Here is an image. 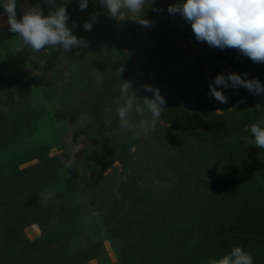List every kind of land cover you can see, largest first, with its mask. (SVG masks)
<instances>
[{
	"label": "rangeland",
	"instance_id": "obj_1",
	"mask_svg": "<svg viewBox=\"0 0 264 264\" xmlns=\"http://www.w3.org/2000/svg\"><path fill=\"white\" fill-rule=\"evenodd\" d=\"M181 2L148 0L143 27L99 0H55L87 47L34 52L0 0V264H208L235 246L264 264V149L249 143L264 93L214 85L235 73L264 86V63L197 41L167 11ZM36 5L52 10L17 0V19ZM123 81L166 102L147 135L120 126Z\"/></svg>",
	"mask_w": 264,
	"mask_h": 264
},
{
	"label": "clouds",
	"instance_id": "obj_2",
	"mask_svg": "<svg viewBox=\"0 0 264 264\" xmlns=\"http://www.w3.org/2000/svg\"><path fill=\"white\" fill-rule=\"evenodd\" d=\"M154 0H151L153 3ZM45 4L52 6V10L45 16L36 5L24 12L17 19V0H3V8L7 15L9 30L18 35L24 47L39 52L46 48H57L69 51L74 47H87L83 38L73 34L67 26L69 16L66 6L56 5L55 0H44ZM148 0H99V4L106 8L107 15L123 21L133 19L143 27L152 26L151 22L143 19L145 4ZM79 7L84 10L88 7V0H79ZM169 14L177 13L191 24L192 31L197 41L206 42L210 47L236 49L242 55L250 58L254 63H264V0H182L181 3L169 5ZM128 14V18L125 17ZM97 14H92L90 22L86 21L83 28L90 31ZM76 25L73 23L72 28ZM20 49H17L19 51ZM123 69H119V73ZM247 76V73L244 74ZM230 82V84H229ZM214 85L225 88L244 87L253 95L264 93V86L258 79H244L241 75L231 73L218 75ZM131 82L123 81L121 95L123 103L116 100V112L120 126L132 131L135 135H147L156 126L157 120L163 112L165 100L158 89L150 85H144L146 91L153 93V98L137 97L131 91ZM210 98L220 103H227V98L217 87L210 85ZM142 100V103L139 101ZM135 113L142 117L137 123H133L130 115ZM150 114V119L145 116ZM250 133L254 137L250 144L259 149H264V126L254 123L250 126ZM208 264H253L250 252L241 246H235L219 258H212Z\"/></svg>",
	"mask_w": 264,
	"mask_h": 264
}]
</instances>
